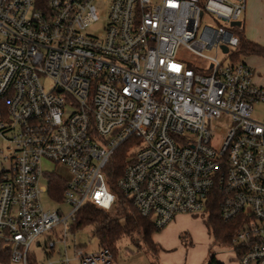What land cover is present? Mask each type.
Listing matches in <instances>:
<instances>
[{"label": "built area", "instance_id": "2783aa9c", "mask_svg": "<svg viewBox=\"0 0 264 264\" xmlns=\"http://www.w3.org/2000/svg\"><path fill=\"white\" fill-rule=\"evenodd\" d=\"M245 4L0 0V248L10 261L113 264L99 245L69 256L66 235L82 205L113 207L104 169L125 147L116 185L157 229L178 214L205 221L215 204L223 221L242 222L230 244L238 263L264 264V117L254 116L264 86L232 57L238 36L200 28L205 13L237 26ZM214 130L224 131L217 144ZM46 161L68 171L57 174L67 213L41 205Z\"/></svg>", "mask_w": 264, "mask_h": 264}, {"label": "trees", "instance_id": "16d2710c", "mask_svg": "<svg viewBox=\"0 0 264 264\" xmlns=\"http://www.w3.org/2000/svg\"><path fill=\"white\" fill-rule=\"evenodd\" d=\"M239 45L234 50L232 57L239 59L241 56L249 54L264 53V48L252 42L239 32ZM126 163V148L122 147L107 162L104 172L109 189L115 194V202L110 210H106L90 203L82 205L76 212L73 222L70 224L72 231L84 225L93 226V234L98 238V245L109 249L113 260H116V244L123 238H129L137 246L145 244L150 251L161 250V246L153 241L152 235L157 229L150 218L143 217L133 203L116 185L117 179L122 173ZM47 178V191L50 196L60 199L64 179L55 173L45 174ZM208 233L212 237L213 244H231V238L241 227L239 218L223 221L215 204L210 206L209 216L203 221ZM183 234V233H182ZM180 235L181 238L184 236ZM210 253V251H209ZM155 259H158L155 256ZM9 254L0 248V263H8ZM209 264H221L216 261L213 254H209Z\"/></svg>", "mask_w": 264, "mask_h": 264}, {"label": "rangeland", "instance_id": "374dc122", "mask_svg": "<svg viewBox=\"0 0 264 264\" xmlns=\"http://www.w3.org/2000/svg\"><path fill=\"white\" fill-rule=\"evenodd\" d=\"M256 7V6H255ZM249 12L246 13V17L244 14L240 18L241 25L240 26H233L231 27L228 23L218 22L216 18L208 13H205L200 20V28L204 25H213L216 23H220L221 25L225 26L231 32H233L236 36H239V32H242L246 37H253V35L258 34L264 28V14L260 12L257 8L253 9L251 16L248 15ZM96 29L93 28L92 31ZM264 37V32L261 33ZM210 55H216V57L221 60L222 62H227L229 60L228 54H223L221 50H218L216 53L214 50H210L207 52ZM190 59L195 64H203L204 60L196 55L189 56ZM246 56H241L239 59L244 60ZM46 86L48 85V81H44ZM254 116L257 118L264 117V103H256L254 105ZM219 126H223V124H218ZM224 136L223 130H214L211 143L217 144L221 141L222 137ZM43 168L47 173H56L62 177H68V171L62 165H53L52 163L46 161L43 162ZM41 185L45 186V190H43L40 194V201L41 205L45 210H60L63 213H67L70 210V206L60 199H55L54 197L50 196L47 191V178L44 175L41 179ZM183 226L185 227L184 230L188 231L189 234L192 236L193 239V252L191 258H188L185 261L186 264H193L197 262V264H209V254H214L217 252H233V249L228 243L224 244H213L212 239L210 238V234L204 231V223L202 217H193L188 215L186 219L183 221ZM61 228L56 227L54 231L51 233V238L53 240H57V234L60 233ZM166 230L164 228L156 231L153 233V238L157 237L158 235L165 234ZM180 233L179 235H181ZM184 238L179 236L180 241L184 245H188L189 239L185 233L182 234ZM209 236V237H208ZM198 239L199 241H197ZM66 243L68 246L67 252L69 256L73 254V246L74 245H81L84 246L85 251L91 252L94 251L98 247V238L93 234V226L92 225H84L78 228L75 231H72L70 228L67 231L66 235ZM63 243L60 241H56V247H62ZM141 246H137L133 243L129 238H123L119 240L116 244L117 248V255L116 260L113 261V264H162L159 261V252L158 251H150L145 244L140 242ZM210 251V253H209ZM157 256L158 259H155ZM178 256V254H177ZM179 257V256H178ZM175 256V258L178 259ZM39 260L43 258L40 254L38 255ZM182 259V256L179 257ZM176 261V259L174 260ZM3 264V263H0ZM5 264H22L20 262L9 261ZM74 264V263H72Z\"/></svg>", "mask_w": 264, "mask_h": 264}, {"label": "crops", "instance_id": "0c3cea01", "mask_svg": "<svg viewBox=\"0 0 264 264\" xmlns=\"http://www.w3.org/2000/svg\"><path fill=\"white\" fill-rule=\"evenodd\" d=\"M256 6V7H255ZM257 8L260 10L262 15L264 14V0H246L244 16L246 17V13L249 12V16H251L253 9ZM264 32V28L258 33L254 34L253 37H246L248 40L255 42L264 48V37L261 33ZM246 63L251 65L254 69L253 80L256 84L260 86H264V53H254L246 55L244 60ZM188 217L187 214H178L170 223H168L164 229L166 230L165 234L158 235L153 238V241L158 243L161 246V250L159 252V261L162 264H186L185 261L188 258H191L192 252L195 246H193L192 236L188 231L184 230L183 221ZM204 223V222H203ZM204 231L207 233V229L204 224ZM185 233L187 238L189 239L188 245H184L180 239L179 234ZM209 237V236H208ZM212 239V237L210 236ZM199 241L198 239H196ZM182 256L180 259L178 256ZM178 257L177 258H175ZM216 261L221 264H239L236 260V256L234 252L230 250V252H217L214 253ZM176 259V261H174ZM197 264V262L193 263Z\"/></svg>", "mask_w": 264, "mask_h": 264}, {"label": "water", "instance_id": "95a60500", "mask_svg": "<svg viewBox=\"0 0 264 264\" xmlns=\"http://www.w3.org/2000/svg\"><path fill=\"white\" fill-rule=\"evenodd\" d=\"M231 24H234V25H237L238 26V25L241 24V22L240 21H234V22H231ZM222 48H223L224 51L227 50V48L225 46H222Z\"/></svg>", "mask_w": 264, "mask_h": 264}]
</instances>
